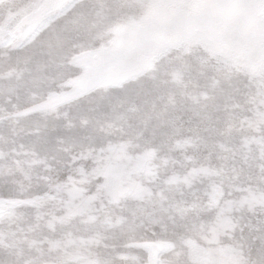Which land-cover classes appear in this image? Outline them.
<instances>
[{
	"label": "rangeland",
	"instance_id": "374dc122",
	"mask_svg": "<svg viewBox=\"0 0 264 264\" xmlns=\"http://www.w3.org/2000/svg\"><path fill=\"white\" fill-rule=\"evenodd\" d=\"M261 245L264 0H0V264Z\"/></svg>",
	"mask_w": 264,
	"mask_h": 264
},
{
	"label": "snow or ice",
	"instance_id": "6c2138e0",
	"mask_svg": "<svg viewBox=\"0 0 264 264\" xmlns=\"http://www.w3.org/2000/svg\"><path fill=\"white\" fill-rule=\"evenodd\" d=\"M177 257L178 258L174 261V264H188V262L183 259L182 254L178 253ZM114 264H119V262L114 261ZM234 264H264V245H261L259 248H257L254 253L249 250L247 260L238 257Z\"/></svg>",
	"mask_w": 264,
	"mask_h": 264
}]
</instances>
